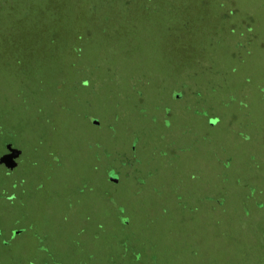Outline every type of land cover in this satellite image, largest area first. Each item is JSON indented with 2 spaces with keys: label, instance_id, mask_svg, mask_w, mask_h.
Returning a JSON list of instances; mask_svg holds the SVG:
<instances>
[{
  "label": "rangeland",
  "instance_id": "rangeland-1",
  "mask_svg": "<svg viewBox=\"0 0 264 264\" xmlns=\"http://www.w3.org/2000/svg\"><path fill=\"white\" fill-rule=\"evenodd\" d=\"M0 264H264V0H0Z\"/></svg>",
  "mask_w": 264,
  "mask_h": 264
},
{
  "label": "water",
  "instance_id": "water-1",
  "mask_svg": "<svg viewBox=\"0 0 264 264\" xmlns=\"http://www.w3.org/2000/svg\"><path fill=\"white\" fill-rule=\"evenodd\" d=\"M8 153L0 157V165L5 166L9 170H14L18 167V160L22 155V151L14 148L11 144L6 146Z\"/></svg>",
  "mask_w": 264,
  "mask_h": 264
},
{
  "label": "crops",
  "instance_id": "crops-1",
  "mask_svg": "<svg viewBox=\"0 0 264 264\" xmlns=\"http://www.w3.org/2000/svg\"><path fill=\"white\" fill-rule=\"evenodd\" d=\"M20 158H21V157H20ZM20 158H19V159H20ZM18 164H19V160H18ZM18 166H19V165H18Z\"/></svg>",
  "mask_w": 264,
  "mask_h": 264
},
{
  "label": "flooded vegetation",
  "instance_id": "flooded-vegetation-1",
  "mask_svg": "<svg viewBox=\"0 0 264 264\" xmlns=\"http://www.w3.org/2000/svg\"><path fill=\"white\" fill-rule=\"evenodd\" d=\"M6 153H8V151Z\"/></svg>",
  "mask_w": 264,
  "mask_h": 264
}]
</instances>
